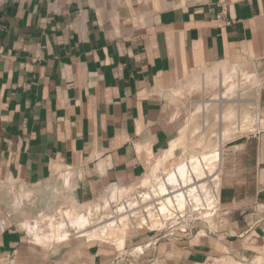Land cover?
Returning <instances> with one entry per match:
<instances>
[{
    "label": "crops",
    "instance_id": "obj_1",
    "mask_svg": "<svg viewBox=\"0 0 264 264\" xmlns=\"http://www.w3.org/2000/svg\"><path fill=\"white\" fill-rule=\"evenodd\" d=\"M225 70L264 81V0H0V182L65 175L82 210L133 188ZM253 117L220 149L214 233L46 248L11 219L0 264H264V85Z\"/></svg>",
    "mask_w": 264,
    "mask_h": 264
},
{
    "label": "rangeland",
    "instance_id": "obj_2",
    "mask_svg": "<svg viewBox=\"0 0 264 264\" xmlns=\"http://www.w3.org/2000/svg\"><path fill=\"white\" fill-rule=\"evenodd\" d=\"M262 85L264 81L251 74L234 70H225L221 79L202 83L197 87L200 91L192 93L193 100L208 104L200 103L192 109L182 138L162 160L153 161L149 174L141 183L129 189L110 190L90 209L75 208L68 194L72 185L71 182L66 185L65 175L48 189H28L0 182V231L9 227L11 219H16L30 234H33L32 226H38L36 235H31V242L42 247L53 248L56 243L81 235L115 243L119 249L127 240L144 232L163 238L161 242H169L177 235L214 233L223 221L219 215L218 178L212 181L218 175L220 149L253 130L254 104ZM205 157L209 159L204 169L194 171L196 163L193 161ZM183 164L189 166L185 207L176 205L163 212L162 204L148 203H160L151 197L159 193L170 175ZM175 190L181 188L175 187ZM158 208L165 214L161 216ZM173 210L172 214L167 213ZM80 217L87 219V224L74 226ZM62 229L64 232L60 234ZM185 229L187 232L183 233ZM36 236L37 240L34 239Z\"/></svg>",
    "mask_w": 264,
    "mask_h": 264
},
{
    "label": "bare ground",
    "instance_id": "obj_3",
    "mask_svg": "<svg viewBox=\"0 0 264 264\" xmlns=\"http://www.w3.org/2000/svg\"><path fill=\"white\" fill-rule=\"evenodd\" d=\"M218 155V154H217ZM208 157H205L200 160H195L193 163H196V166L194 167V171L199 172L201 168L204 169V164L208 162ZM189 175V166L188 164L181 165L174 173H172L165 184V186L160 188L159 193L154 194L152 199L159 200L160 203L158 205H163L161 208V211L165 212L167 210H170L172 207H175L176 205H181L182 208L185 207V203L187 201L186 198V189L185 188V181L187 179V176ZM175 187H180L181 190H175ZM177 202V203H176ZM87 219L80 217L78 218L74 226L84 227L87 224ZM38 226L33 225L32 226V233L35 234V230H37ZM81 229V228H80ZM33 234H31L33 236ZM36 237H34L35 240Z\"/></svg>",
    "mask_w": 264,
    "mask_h": 264
},
{
    "label": "built area",
    "instance_id": "obj_4",
    "mask_svg": "<svg viewBox=\"0 0 264 264\" xmlns=\"http://www.w3.org/2000/svg\"><path fill=\"white\" fill-rule=\"evenodd\" d=\"M216 179H217V177L215 176L214 179H213L212 181H216ZM139 197L143 200V198H142L141 196H139ZM146 198H147V197H146ZM146 198H145V200H148V199H146ZM142 202H144V201H142ZM148 203H155L156 206H159V205H158L159 202H157V201H156V202H154V201H148ZM158 211H159V213H160L161 216L165 214V213H162V212L160 211V208H158ZM171 212H174V210H173V211H170V212H167V213L172 214ZM144 213H147V210H144ZM63 215H64V217H66L65 214H63ZM41 217H42V215L39 216V218H41ZM63 230H64V229L61 230L60 234L64 232ZM182 232H183V233H186L187 230L185 229V230H183Z\"/></svg>",
    "mask_w": 264,
    "mask_h": 264
}]
</instances>
